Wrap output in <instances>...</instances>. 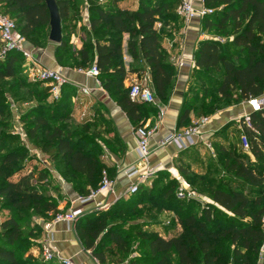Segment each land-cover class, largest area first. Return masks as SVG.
Masks as SVG:
<instances>
[{"label": "trees", "instance_id": "trees-1", "mask_svg": "<svg viewBox=\"0 0 264 264\" xmlns=\"http://www.w3.org/2000/svg\"><path fill=\"white\" fill-rule=\"evenodd\" d=\"M56 1L63 22L70 15V3L69 0ZM124 1L127 0H108V9L92 8L91 29L97 34L108 33L97 36L94 42H84L81 49L72 50V63L66 66L89 68L95 63L100 71L102 86L117 100L137 129L144 125V120L156 115L158 110L152 104L132 100L130 89L125 86L128 72L124 61V35L129 34L128 53L135 60L144 59L147 62L157 97L162 103H168L177 68L168 60L169 54L162 45V34L157 24H167L168 21L177 24L183 19L177 13L179 0H137L138 7L131 12L120 6ZM206 3L214 8V12L203 18L204 30L231 36L232 40L222 42L215 37L199 42L193 74L197 89L188 91L185 96L178 130L192 125L190 114L193 110L198 117H202L219 110L220 105L215 104L218 101L242 102L264 96V0H207ZM0 8L16 21L18 31L28 42L35 47L45 43L44 33L50 29V12L45 0H0ZM56 45V59L64 66V57L69 53V41L63 35L62 42ZM23 57L21 52L11 51L0 60V80L13 78ZM25 63L22 65L26 68ZM213 72L219 73L221 78L213 76ZM207 80L215 82L216 86L211 89L208 85L203 90ZM44 90L47 95L50 94L48 86L45 85ZM67 90L72 92V85L66 83L62 86L58 104L62 103ZM202 91L211 97L210 103L200 98L199 93L202 94ZM251 121L252 127L245 129L250 139V150L238 152L235 146L229 147L228 154L232 161L226 162V165L249 183V188L259 193L258 196L251 197L241 190L217 184L210 188L211 202L197 197L179 198L180 181L172 178L164 182L170 174L166 170L159 171L151 188L140 185L138 192L117 200L110 212L96 213L95 210L79 217L76 231L84 248L91 250L100 264H106L103 234L111 237L119 249L129 254L130 248L125 238L113 228L122 222L110 226L103 217L123 215L133 210L134 204L149 191L152 198L153 193L159 192L157 205L175 213L182 231L177 236L167 238L159 231L144 233L140 230L139 244L146 249V253L131 257L128 264H259L261 259L264 264V254L260 258L264 242V108L253 111ZM232 124H226L222 131H227ZM43 126L48 127L39 118L33 122L29 130L30 139L53 159L64 158L72 175L85 180L83 196H89L93 190L99 189L104 171L109 177H114L115 170L102 163L94 147L85 150L79 148L80 142L75 141L70 132L55 128L53 132L44 134L47 143L39 142L38 131ZM116 141L122 151V142L117 135ZM6 142L0 139V151L5 149ZM220 147L222 150L227 148L224 144ZM20 149L0 156V196L7 199L6 207L9 210L32 208L37 213H57V205L43 195L47 186L45 172L33 171L18 181L2 183L7 177V168L16 167L15 163L26 157V151ZM179 170L187 175L190 169L181 165ZM222 217L228 220L229 226L225 229ZM26 221L10 216L2 223L0 264L27 263L28 260L21 256L30 247V240L23 228ZM227 236H230L234 246L232 259H223L221 254L223 247L219 239Z\"/></svg>", "mask_w": 264, "mask_h": 264}, {"label": "rangeland", "instance_id": "rangeland-1", "mask_svg": "<svg viewBox=\"0 0 264 264\" xmlns=\"http://www.w3.org/2000/svg\"><path fill=\"white\" fill-rule=\"evenodd\" d=\"M70 15L62 22L63 35L69 41V53L64 57L63 65L65 67L72 63V50L76 47V38L86 36L84 42H94L97 36H103L108 33L97 34L91 29L90 14L92 8L103 7L108 9V0H69ZM138 7V1L125 8L130 12ZM176 26L174 22L168 21L167 24L159 22L157 28L161 30L162 45L164 46L165 37L172 34V27ZM178 26V25H177ZM50 29H46V41L40 47L57 46L52 43L49 36ZM211 34L225 42L232 40L231 36H225L211 32ZM83 46V45H82ZM2 47V43H1ZM82 48V47H81ZM80 48V49H81ZM78 50V49H76ZM1 60V59H0ZM168 60L170 57L168 55ZM24 57L17 65L16 75L13 78H5L0 80V139L6 142L4 150L0 151V156L15 149L26 151V157L18 160L14 168H7V177L2 183L7 181H18L21 177L31 174L33 171L45 172L47 174V186L43 190V195L51 199L58 207V212H67L72 209V191L77 197L83 196L82 190L85 186V180L79 176L72 175L66 160L62 157L53 159L49 155L38 149L36 144L29 137L31 124L38 118L46 122L48 127H41L38 131L39 142H48L44 136L47 132H53L55 128L70 132L75 141L80 142L79 148L85 150L94 147L96 155L104 163L109 165V158L112 152H118L116 135L111 132L113 126L106 117L102 115L97 120H91L84 117H78L74 113V103L72 101V92L63 95L62 103L58 104L57 100H53L45 92V84L41 81L32 80L25 72ZM26 64V63H25ZM71 65V64H69ZM216 78L220 79L219 73H211ZM214 78V79H216ZM217 79V81H218ZM203 90L209 85V88L216 86L215 82L207 80L204 83ZM191 88V89H190ZM189 91L197 89L196 81L190 84ZM196 94V93H195ZM202 100L211 102L209 95L199 93ZM65 102V105H63ZM238 104L240 102L218 101L215 104L220 105V109L228 107L229 104ZM204 116H211V113ZM240 121V119H239ZM238 122V121H235ZM49 128V129H48ZM98 132L101 134L98 136ZM232 140L230 145L226 144L227 148L222 150V144L215 142L213 148L204 147L203 149L193 150L191 154L180 157L178 166L185 165L189 168V173L184 175L180 172V176H174L173 173L167 171L170 175L166 177L164 182L172 178L178 179L180 183L185 184L189 190L195 192V196L200 200L211 202L209 197L210 188L217 184H224L231 189H238L251 197H256L259 193L252 191L247 183L242 178L238 177L233 171H230L226 162H231L232 157L228 154L229 147L235 146L237 151H245L242 148L240 137L236 131L232 132ZM231 139V138H230ZM108 141L110 142L108 144ZM20 149V150H21ZM25 150V151H24ZM248 152V151H247ZM251 158L253 156L251 155ZM157 174L144 183L146 188H151ZM164 184V183H163ZM143 185V184H141ZM159 193V192H158ZM158 193L152 194L148 191L141 199L134 204L133 210L123 213V215L103 217L108 225L115 222H122L121 225H115V232L125 238L127 247L130 248V253L127 254L119 249L113 242L111 237L103 235L104 252L107 256L106 264H128L131 257L140 256L146 253V249L139 244L141 236L139 231L149 233V231H159L167 237L177 236L181 233L182 227L177 222L176 215L173 211L164 210L157 205L156 198ZM128 197L132 194H127ZM127 197V196H126ZM122 197L123 199L126 198ZM119 200V199H118ZM7 199L0 196V233L1 225L10 216H15L19 221L26 220L23 224L24 234L30 240V247L21 254L28 260L26 264H63L58 260L46 261L43 258V245L48 237V226L54 221L56 212H40L37 213L31 209H14L9 210L6 206ZM112 203L109 206L96 209V213H107L112 210ZM232 215V212L225 211ZM224 229L227 228L228 220L222 217ZM76 220V228L78 226ZM264 227V225H263ZM164 228L163 230H160ZM180 228V230H179ZM172 230V231H165ZM179 230V231H178ZM219 244L222 245L223 259H232L233 248L230 236L219 239ZM264 254V242L261 245L260 258ZM262 264V259L260 263Z\"/></svg>", "mask_w": 264, "mask_h": 264}, {"label": "crops", "instance_id": "crops-1", "mask_svg": "<svg viewBox=\"0 0 264 264\" xmlns=\"http://www.w3.org/2000/svg\"><path fill=\"white\" fill-rule=\"evenodd\" d=\"M134 2L135 0H127L120 3V6L127 7ZM202 20L203 18H198L188 23L183 20L175 24L176 26H171L173 31L171 35L165 37L164 48L169 54L170 62L177 68V75L174 80L172 93L168 103H162L158 98L159 104H152L156 106L158 110L157 114L144 120V125L149 124L154 131L150 138V149L152 152L151 165L160 166V171H169L173 173L174 176H180L179 169L176 167L178 166L179 158L181 156L185 157L191 154L193 150L199 148H210L205 144L206 141H209L213 148L214 143L218 141L221 144L230 145L233 131H236L240 137L242 117L245 113L252 112V108L248 101H242L238 104H229L228 107L217 110L215 113L211 114V116L198 117L195 110H193L190 114L192 125L200 121L203 117L209 118L207 122L201 124L199 127V135L196 136L198 143L186 149H180L174 143L167 144L163 147L160 146L161 140L179 131L178 119L180 111L184 104L185 96L189 91L190 84L194 81L193 74L196 69L195 52L199 42L204 39L215 38L209 31L204 30ZM84 40H86V36L78 39L76 38L77 43L75 49H80ZM128 40L129 34H125L123 43L124 61L128 72L124 82L125 86L129 87L134 78L139 79L141 82L152 84L149 65L144 59L135 60L133 56L128 53ZM27 47L44 65L51 68L62 67L64 76L67 79V84L72 85V101L74 103V113L76 116L97 120L98 117L104 115V117H106L105 119L112 124V130L122 142V151L118 148V152H112L109 158V165L107 166L115 170V175L112 178V189L109 191H100L94 198L84 203L80 202V198L85 196L77 197L74 191H72V209L81 208L84 210V213L91 212L109 206L124 196L128 197L126 193L127 188L131 183L136 181L137 178L128 177L125 173V169L135 164L139 158L138 143L135 133L136 127L134 123L118 105L117 100L110 95L102 84L99 85L97 83L96 77L80 71L81 68L60 65L56 59V46L50 45L45 48L35 47L32 43L28 42ZM93 65L96 64L94 63L92 66ZM82 69L86 70L88 68ZM132 69L136 71H132ZM83 87H88L91 93L86 95L80 92V89ZM262 101L264 102V98ZM230 122L233 124L227 131L223 132L222 128ZM77 219H79V217ZM75 222L53 221L48 226L47 231L48 234L52 236L53 245L56 249L58 258L69 259L74 264H100L93 256L92 251L85 249L82 242L79 240ZM163 229L164 228L160 230ZM165 231L172 230L165 229ZM161 235L167 237L162 233Z\"/></svg>", "mask_w": 264, "mask_h": 264}, {"label": "built area", "instance_id": "built-area-1", "mask_svg": "<svg viewBox=\"0 0 264 264\" xmlns=\"http://www.w3.org/2000/svg\"><path fill=\"white\" fill-rule=\"evenodd\" d=\"M179 6L177 8L178 15L186 22L191 20L204 18L214 12V8L207 5V0H179ZM0 42L2 47L0 49V59H4L11 51H19L23 54L26 61L25 72L32 80L44 82L49 87V96L53 100L59 99L62 91V86L67 83V79L64 76L62 67L51 68L41 63L28 49L26 38L18 31L16 21L6 14L0 8ZM80 71L85 72L87 75L97 78V83L101 85L99 79V69L96 65ZM130 97L134 101L149 103L153 105L159 104V99L152 84L141 82L139 79H132L130 86ZM83 94H90L91 90L88 87L80 89ZM264 97L252 98L248 100L253 111H258L264 108ZM245 113L242 117V130L240 133V140L242 148L246 151L250 150V139L245 131L247 127H252L251 113ZM208 117H203L197 123L176 131L165 139L161 140L160 146H166L167 144L174 143L180 149H186L190 146L196 145V136L199 135V127L201 124L208 121ZM149 124L138 127L135 131L136 139L138 143V161L125 169V173L130 178H137L136 181L131 183L126 193L134 194L138 192L141 184L149 182L161 169L160 166L151 165V149L150 138L153 134ZM207 146L212 148L211 143L206 141ZM180 179V178H178ZM113 179L109 177L106 171L103 173V179L99 189L93 190L89 196L81 197L80 202L84 203L94 198L100 191H109L112 189ZM179 198L196 197L195 192L189 190L185 184H181L178 191ZM84 213L81 208L71 209L67 212H58L55 214L54 222H75L78 217ZM43 258L46 261L58 260L63 264H74L69 259L58 258L56 249L53 245L52 236L48 234L43 245Z\"/></svg>", "mask_w": 264, "mask_h": 264}, {"label": "water", "instance_id": "water-1", "mask_svg": "<svg viewBox=\"0 0 264 264\" xmlns=\"http://www.w3.org/2000/svg\"><path fill=\"white\" fill-rule=\"evenodd\" d=\"M50 12V33L49 40L52 43L60 44L63 39L62 18L56 0H45Z\"/></svg>", "mask_w": 264, "mask_h": 264}]
</instances>
